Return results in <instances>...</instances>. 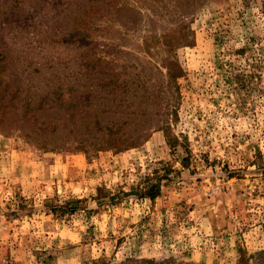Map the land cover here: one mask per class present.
<instances>
[{
	"label": "rangeland",
	"instance_id": "obj_1",
	"mask_svg": "<svg viewBox=\"0 0 264 264\" xmlns=\"http://www.w3.org/2000/svg\"><path fill=\"white\" fill-rule=\"evenodd\" d=\"M0 50L43 69L23 82L35 100L53 63L66 102L0 132V264L264 251V0H0ZM106 101L134 111L111 136ZM34 114L55 144L22 136Z\"/></svg>",
	"mask_w": 264,
	"mask_h": 264
},
{
	"label": "trees",
	"instance_id": "obj_2",
	"mask_svg": "<svg viewBox=\"0 0 264 264\" xmlns=\"http://www.w3.org/2000/svg\"><path fill=\"white\" fill-rule=\"evenodd\" d=\"M25 59L28 58L20 56V52L0 50V132L4 134L13 133L16 129V123L21 120L23 121V117L28 114L31 108H36L38 111L41 107L48 106V110H58L66 106V102L61 98L63 96V85L57 84V78L53 75L54 70H51L53 66L51 62L48 63V69L44 70L50 76V81L44 86L48 88L47 91H39V94L34 95L35 100L32 98L31 93H27V90L23 89V82L28 81L27 78L32 73L41 74L43 70L42 68L30 70L32 62H27L26 65H16ZM28 71L30 72L28 73ZM67 90L70 91V89ZM97 95L101 97V91H97ZM87 101L89 102V100ZM107 101L99 102L97 104L98 109L94 113L95 117L100 119L99 122H96V125L106 123L107 125H104L105 129L107 130V134L111 136L117 131H113V126L126 124L128 120L132 119L134 111H127L126 109L130 108V106L125 105L124 101H119L118 104H110ZM20 109L23 110L19 113ZM36 117V114L31 115L30 118L19 126L22 127V136L28 139L44 136V139L55 144L60 131L59 123L54 122L51 132L46 135L44 130L47 127L42 128L41 126H37L39 120ZM31 118L32 121H30ZM40 121L48 123L50 120L44 116ZM148 193L150 198L154 197L153 187H150ZM253 259H255L253 264H264V251L257 253V255L253 256ZM92 264H96V262Z\"/></svg>",
	"mask_w": 264,
	"mask_h": 264
}]
</instances>
